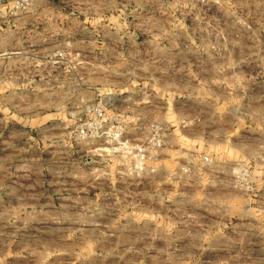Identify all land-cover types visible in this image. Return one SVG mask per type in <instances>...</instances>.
<instances>
[{
  "label": "rangeland",
  "instance_id": "rangeland-1",
  "mask_svg": "<svg viewBox=\"0 0 264 264\" xmlns=\"http://www.w3.org/2000/svg\"><path fill=\"white\" fill-rule=\"evenodd\" d=\"M0 264H264V0H0Z\"/></svg>",
  "mask_w": 264,
  "mask_h": 264
},
{
  "label": "built area",
  "instance_id": "built-area-1",
  "mask_svg": "<svg viewBox=\"0 0 264 264\" xmlns=\"http://www.w3.org/2000/svg\"><path fill=\"white\" fill-rule=\"evenodd\" d=\"M216 0H197L200 6L209 5ZM62 56V54H60ZM93 117L81 122L77 128L78 132L87 138H105L111 143H115L116 146L112 147L115 151L131 155L132 157V170L134 172H142L145 169V162L149 159L150 150L158 148L162 143V134L160 129L154 127L150 134L146 137L142 143L133 144L129 139L122 138L121 133L123 131L122 124L116 119H106L105 111L99 105L91 109ZM205 161H208V157H203ZM149 170H153L150 168Z\"/></svg>",
  "mask_w": 264,
  "mask_h": 264
},
{
  "label": "crops",
  "instance_id": "crops-1",
  "mask_svg": "<svg viewBox=\"0 0 264 264\" xmlns=\"http://www.w3.org/2000/svg\"><path fill=\"white\" fill-rule=\"evenodd\" d=\"M196 1H197V0H196ZM59 15H60V19L63 18V17H65V18H69V19H72L71 14H67V13L60 12ZM60 38H61V40L64 39V38H66L67 40H65V41H66V42H69V41H68V39H69L68 36H66V37H60ZM63 42H64V41H63ZM6 53H7V54H10V55H13V54H18L19 52H13V51H12V52H6ZM6 53H5V54H6ZM58 57H59V59L66 58V56L60 57L59 55H58ZM56 63H61V64H63L61 60H60V61L57 60ZM91 114H92V113H91ZM91 114H89V117L91 116ZM148 168L150 169V168H152V167H151V166H148Z\"/></svg>",
  "mask_w": 264,
  "mask_h": 264
}]
</instances>
